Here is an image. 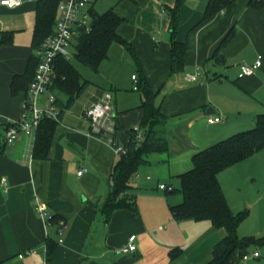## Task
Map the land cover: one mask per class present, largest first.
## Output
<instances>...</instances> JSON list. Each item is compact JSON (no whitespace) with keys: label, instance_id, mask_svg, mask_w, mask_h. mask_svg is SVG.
<instances>
[{"label":"crops","instance_id":"obj_1","mask_svg":"<svg viewBox=\"0 0 264 264\" xmlns=\"http://www.w3.org/2000/svg\"><path fill=\"white\" fill-rule=\"evenodd\" d=\"M38 1L24 0L14 9L0 4V264H208L226 231L210 221H177L171 205L181 203L182 194L171 195L160 185L179 188V176L193 168L195 154L254 128L264 113V0H256L258 7L252 0H236L208 19L204 12L209 0H185L177 39L186 43V50L183 67L175 74L167 9L177 0H91L90 9L102 13L110 6L124 18L118 33L137 59L122 44L111 45L87 90L60 118L44 160L33 156L35 136L21 133L5 142L9 126L24 113L27 91L14 94L13 85L15 78L25 76L37 51ZM230 34L222 56L213 58ZM259 58L261 67L243 76L242 66ZM199 70L195 80L186 79ZM134 75L156 95L168 150L148 154L132 178L130 193L136 195L137 212L117 209L108 217L103 208L119 156L107 135L92 133L84 111L110 95L119 143L127 147L132 129L144 119L143 95L134 90ZM51 91L67 100L58 90ZM47 97L40 99L43 108ZM210 116L221 121L211 124ZM219 181L232 211H249L239 236H264V149L222 171ZM39 203L59 221L43 219ZM61 221L66 225L62 231ZM132 235L137 236V250L117 254ZM51 243L55 247L49 255ZM177 248L182 253L171 259L170 252ZM252 260L264 264V251L244 261Z\"/></svg>","mask_w":264,"mask_h":264},{"label":"trees","instance_id":"obj_2","mask_svg":"<svg viewBox=\"0 0 264 264\" xmlns=\"http://www.w3.org/2000/svg\"><path fill=\"white\" fill-rule=\"evenodd\" d=\"M236 0H209L204 12V19L227 10ZM185 0H177L173 8H168L171 25L172 65L171 72H179L184 64L186 43L177 39V29L180 23L179 12ZM61 0H39L36 10V26L34 30V46L38 49L43 41L54 32L58 19ZM253 6H261V3L252 0ZM91 30H82L76 37V59L97 72L104 60L108 58L109 49L114 42H118L131 51L134 58L137 56L131 45L118 33V27L123 23L121 17L113 8L102 13L93 7ZM231 38V34L222 42L213 58L222 56L221 48ZM38 57L34 55L28 65L27 72L22 78H15L13 92L26 90L34 80ZM90 82L83 80L77 67L70 59L63 56L56 61V77L51 85L52 90H58L67 96L64 101L57 97L56 105L59 109L58 118L45 117L38 126L33 146L35 159H47L53 142L54 134L60 118L83 95ZM139 90L143 95L141 108L144 110V119L141 127L144 129L145 141L137 146L134 133L130 144L126 147L127 153L119 156L112 174L113 186L108 200L104 206V212L108 217L117 209H131L137 212L136 195L130 193L131 180L137 173L145 157L152 152H166L167 140L162 132L165 117L155 105L156 95L148 83H139ZM113 145H119L120 130L118 127L110 133ZM264 149V113L258 115L254 128L239 132L225 140L211 145L200 151L193 157V168L179 176L181 187L173 189L170 194L176 192L182 194L183 200L177 205H171V212L177 221H210L217 229H224L226 236L219 241L212 253V259L208 264H240L243 257L249 254V249L254 245H264V236L240 237L238 228L248 217L249 211L234 213L227 201L225 193L219 181V174L235 164L251 157L256 152ZM57 215H51L49 223L58 222ZM53 243L49 244L48 254L54 249ZM182 249H174L170 252L171 259L177 258Z\"/></svg>","mask_w":264,"mask_h":264},{"label":"built area","instance_id":"obj_3","mask_svg":"<svg viewBox=\"0 0 264 264\" xmlns=\"http://www.w3.org/2000/svg\"><path fill=\"white\" fill-rule=\"evenodd\" d=\"M24 0H1L0 4L9 9H14L23 4ZM91 0H61L59 5L58 19L54 28V32L48 36L41 46L36 51L38 57V65L35 72V77L30 85V89L26 99L23 101L24 113L20 120L11 124L7 130V136L5 138L6 143L15 141L21 133L28 136H35L36 130L40 125V122L45 118H58L59 109L56 105L57 95L51 91V85L56 77V61L58 57L63 56L66 59H70L72 54L69 49L72 47V43L76 40L80 31L85 30L89 32L91 30L92 15L90 13ZM262 65V60L259 58L255 63L242 66V75L251 76ZM202 72L199 70L196 74H190L186 76L188 81L195 80ZM135 86L134 90H139V77L133 76ZM48 93L46 98V107L40 106V99ZM84 115L90 120L92 125V133L99 137H105L107 141L114 148L115 153L120 156L127 153V148L121 146L120 143L117 146L113 145V139L110 133L114 132L117 128L115 121V110L111 103V96L107 95L106 98L97 104H93L84 111ZM209 123L214 124L221 121L218 116H210L208 118ZM135 136L137 146H140L146 138L144 129L140 126H135L132 129ZM105 134V135H104ZM84 169L78 172L79 175L84 173ZM161 189L172 191L174 188L165 184L160 185ZM37 211L43 219L47 222L51 216L46 211L42 204H38ZM61 231L66 226L64 221L60 222ZM136 235H132L129 238L128 244L117 250L116 253H133L137 250ZM35 251V250H34ZM259 257V252H255L252 255H245L243 260H248L251 257ZM23 257V254H20Z\"/></svg>","mask_w":264,"mask_h":264},{"label":"rangeland","instance_id":"obj_4","mask_svg":"<svg viewBox=\"0 0 264 264\" xmlns=\"http://www.w3.org/2000/svg\"><path fill=\"white\" fill-rule=\"evenodd\" d=\"M97 9H100L98 11H101V8L99 6L97 7ZM108 9H110V6H106V8H104L103 11H107ZM72 44H73L72 47L69 49L70 53L72 54V57L70 58V60L77 67V69L80 71L82 77L84 79H86V80H89L91 76H94V72L95 71L91 70L89 67L85 66L84 64H82L81 62H79L76 59V57L74 55L75 54L76 40H74ZM77 102H78V100L76 101V103L74 104V106L77 104ZM121 146H123V145H121ZM178 187L179 188L181 187V183L180 182L178 184ZM253 250H257V251H259V252L262 253L264 251V245L263 246L262 245H254V246H251L250 249H249V254H252L253 253ZM245 262H247V261L242 260L240 264H243V263L245 264ZM250 264H255V261L254 260L250 261Z\"/></svg>","mask_w":264,"mask_h":264},{"label":"water","instance_id":"obj_5","mask_svg":"<svg viewBox=\"0 0 264 264\" xmlns=\"http://www.w3.org/2000/svg\"><path fill=\"white\" fill-rule=\"evenodd\" d=\"M208 112H215V110H213V108H209Z\"/></svg>","mask_w":264,"mask_h":264}]
</instances>
